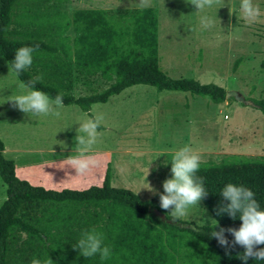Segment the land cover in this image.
I'll use <instances>...</instances> for the list:
<instances>
[{
	"label": "trees",
	"instance_id": "1",
	"mask_svg": "<svg viewBox=\"0 0 264 264\" xmlns=\"http://www.w3.org/2000/svg\"><path fill=\"white\" fill-rule=\"evenodd\" d=\"M71 1L0 0V58L9 70L14 74L11 61L18 48L39 46L20 81L42 76L34 90L52 98L62 93L64 106L73 105L86 114L93 104H103L136 85L189 93L213 104L225 101L219 86L172 79L160 71L154 9L69 10ZM249 101L264 116V98ZM2 152L0 141V180L5 188L0 203V264H31L33 258L47 257L54 264H243L237 257L242 247L233 245L226 254L210 236L212 230L238 229L241 224L227 214H216L218 205L227 203L219 194L229 183L244 186L264 210V156L231 155L217 163L200 162L195 175L203 179L208 195L199 203L218 222L213 229V221L196 226L159 207L149 209L130 190L110 186L108 170L100 186L84 190L31 186L15 176L13 162ZM92 229L103 233L104 244L111 249L109 259L85 258L73 249L81 234ZM225 236L233 240L227 232ZM247 264L264 261L250 258Z\"/></svg>",
	"mask_w": 264,
	"mask_h": 264
},
{
	"label": "rangeland",
	"instance_id": "2",
	"mask_svg": "<svg viewBox=\"0 0 264 264\" xmlns=\"http://www.w3.org/2000/svg\"><path fill=\"white\" fill-rule=\"evenodd\" d=\"M253 3L261 9L253 23L242 17L240 0H218L202 12L190 0H72L68 9H154L161 72L172 79L214 84L225 94L235 92L250 102L264 98V0ZM203 15L214 20L217 16L220 23L203 29ZM221 35L224 39L218 42ZM22 94L24 90L0 58L3 157L13 162L15 176L31 186L84 190L100 186L108 170L110 186L130 190L149 209L160 208L159 196L145 190L146 182L155 193L163 194L162 182L171 178L175 150L185 145L198 148L202 150L200 162L214 163L231 155L264 156V116L232 97L213 104L189 93L156 92L136 85L103 104H93L88 114L69 105L57 109L60 115L55 116L25 114L8 102ZM98 114L104 117L98 128L101 135L85 151L76 140L77 135H85L79 127ZM81 155L93 161L84 171L74 163ZM4 190L0 180V203ZM178 219L196 226L212 223L200 203Z\"/></svg>",
	"mask_w": 264,
	"mask_h": 264
},
{
	"label": "clouds",
	"instance_id": "3",
	"mask_svg": "<svg viewBox=\"0 0 264 264\" xmlns=\"http://www.w3.org/2000/svg\"><path fill=\"white\" fill-rule=\"evenodd\" d=\"M217 2L218 0H190V4L195 7L197 12L212 8ZM239 7L242 17L249 23L256 22L261 16V9L258 4L253 3V0H240ZM217 22L220 23L217 16L215 20L207 15L200 18L203 29H209ZM231 31L229 30L228 33L230 34ZM223 39L224 36L221 35L218 42ZM38 48V45L35 47L25 46L15 51L14 59L11 61V70L17 76L18 87L23 89L25 94L13 96L8 102L25 114L59 116L60 113L57 109L64 107L62 93L52 98L43 91L34 90L42 76H36L27 82L19 80L20 74L31 66L33 53ZM207 75L210 76L211 74ZM103 119V115L98 114L80 125L79 132L85 135H77L76 140L85 151L101 135L98 128ZM201 151V149L192 148L188 145L174 151L171 160V178L162 182L163 194L155 193V190L146 182L147 176L145 177V190L158 195L160 208L165 211L170 210L169 214L174 218L188 215L189 209L198 206L199 202L208 195L203 186V179L195 175L199 169ZM74 163L77 164L79 170L84 171L89 168L93 161L90 157L81 155L74 158ZM219 195L222 201H227V203L218 205L216 214H227L233 220L239 219L241 224L238 229L220 228L219 231L212 230L210 236L215 238L221 247L225 248L226 254L233 245L242 247L244 251L239 253L237 257L243 264H247L250 258L264 261V247L258 248V246L264 245V210L254 198L253 191L244 186L229 183L222 188ZM212 221L214 222V229L218 222ZM226 232L233 237L231 242L226 238ZM73 249L78 250L80 255L85 258L99 255L101 260H106L111 256V249L104 244L103 233L97 232L95 229L84 231ZM31 264H54V261L49 257L43 261L33 258Z\"/></svg>",
	"mask_w": 264,
	"mask_h": 264
},
{
	"label": "water",
	"instance_id": "4",
	"mask_svg": "<svg viewBox=\"0 0 264 264\" xmlns=\"http://www.w3.org/2000/svg\"><path fill=\"white\" fill-rule=\"evenodd\" d=\"M228 97H232L235 101H237L238 103H241V104H244V105H252L251 102H248L246 100H244L240 95H238L237 93L235 92H232V93H226L225 94V98H228Z\"/></svg>",
	"mask_w": 264,
	"mask_h": 264
},
{
	"label": "crops",
	"instance_id": "5",
	"mask_svg": "<svg viewBox=\"0 0 264 264\" xmlns=\"http://www.w3.org/2000/svg\"><path fill=\"white\" fill-rule=\"evenodd\" d=\"M4 149H5V148H4V145H3V152L5 151ZM3 152H2V154H3Z\"/></svg>",
	"mask_w": 264,
	"mask_h": 264
}]
</instances>
